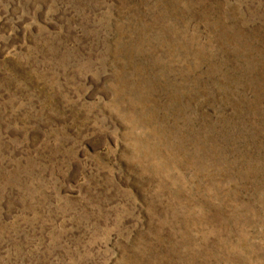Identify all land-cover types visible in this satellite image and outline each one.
I'll return each mask as SVG.
<instances>
[{"label":"rangeland","instance_id":"obj_1","mask_svg":"<svg viewBox=\"0 0 264 264\" xmlns=\"http://www.w3.org/2000/svg\"><path fill=\"white\" fill-rule=\"evenodd\" d=\"M0 264H264V0H0Z\"/></svg>","mask_w":264,"mask_h":264}]
</instances>
